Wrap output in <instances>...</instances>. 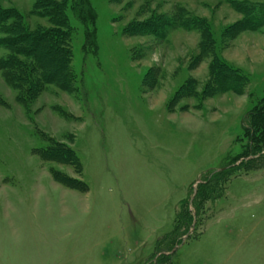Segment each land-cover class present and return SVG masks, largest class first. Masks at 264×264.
Masks as SVG:
<instances>
[{
	"label": "rangeland",
	"instance_id": "1",
	"mask_svg": "<svg viewBox=\"0 0 264 264\" xmlns=\"http://www.w3.org/2000/svg\"><path fill=\"white\" fill-rule=\"evenodd\" d=\"M60 3L69 77L53 60V75L23 76L34 61H8L23 46L12 36L56 29ZM0 8L23 25L0 26V264H264V147L244 156L246 116L264 100V0ZM217 69L244 83L215 85ZM61 142L81 165L39 150ZM78 179L87 190L65 183Z\"/></svg>",
	"mask_w": 264,
	"mask_h": 264
},
{
	"label": "trees",
	"instance_id": "2",
	"mask_svg": "<svg viewBox=\"0 0 264 264\" xmlns=\"http://www.w3.org/2000/svg\"><path fill=\"white\" fill-rule=\"evenodd\" d=\"M82 6L80 8L81 10V18L84 19V21H80L85 29V34L89 38H87V44H90L92 47H97L96 44V20H97V13L90 6V4L87 3V1H81ZM86 5H85V4ZM84 4V5H83ZM64 4H54L53 8H51L52 14L54 17L58 18L57 22V28H53L49 31H42L38 35H33L30 33H16L14 36H12L10 42L15 43H22L23 46L19 49L20 51H11V56L8 57V61L12 59V57L19 56H25L30 57L34 62L32 65L28 63H22L23 64V76L26 74H30L33 70H39L40 74L39 76L46 77L50 74L53 75V73L48 72L45 70L51 69L53 67H57L58 69H62L65 71V74H63L62 78L66 79L68 78V73L66 70H64L66 62L69 59L70 56V48H69V40H70V33L69 31L72 29V25L69 22V19L67 17V11L66 8H63ZM20 20V14L16 12L14 9L9 8H0V26L5 24L6 22L12 21L13 28H19L21 31L23 30V25L19 22ZM163 23V22H162ZM174 23V22H173ZM172 23V24H173ZM154 26L155 33L156 31L164 30L163 26L161 25H155ZM153 33V32H151ZM54 61L53 66H50L48 61ZM8 61H5L8 62ZM66 69V68H65ZM61 70V71H62ZM221 72L219 69L215 70L216 74V80L215 85H217L218 81L221 84L222 80H225L226 78H233L234 84H243V76H235V74L231 75L227 72ZM46 74V75H45ZM56 75V74H55ZM49 76V77H50ZM40 78V77H39ZM246 78V77H245ZM40 80L34 81L35 84H38ZM246 81V80H245ZM225 87L227 85H224ZM259 110H251L247 116H246V122L244 124V132L249 136V145L247 147V151L245 152L244 156H255L257 152H260L264 147V100L260 104ZM256 138V139H255ZM42 154H47V158L43 156V158L50 159L48 157H51V159H60L65 158L66 160H72L76 162V164L81 165V160L79 156L77 155L76 151L72 146H68L67 144L61 142L56 144H50L45 148L39 149ZM243 156V155H242ZM232 169V168H231ZM225 170V171H224ZM223 171L229 172L230 168H226ZM76 180H66V185L70 186L71 188H76L81 191H85L88 188V184L84 180H77V185H73L72 182H75ZM205 184L208 183V181L204 182ZM178 218V217H177ZM144 264V263H143ZM152 264V263H150Z\"/></svg>",
	"mask_w": 264,
	"mask_h": 264
}]
</instances>
